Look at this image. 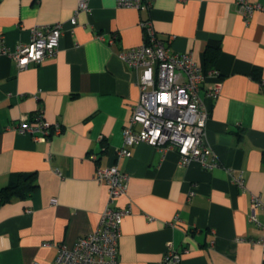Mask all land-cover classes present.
<instances>
[{"label": "crops", "instance_id": "0c3cea01", "mask_svg": "<svg viewBox=\"0 0 264 264\" xmlns=\"http://www.w3.org/2000/svg\"><path fill=\"white\" fill-rule=\"evenodd\" d=\"M76 7L77 0H0V48L27 42L36 25L60 21L63 29L55 55L41 63L19 69L0 52V187L12 172H35L38 182L29 197L0 204V264H50L59 245L96 228L108 188L94 174L112 164L128 175L113 203L129 210L118 264H158L169 246L182 252L179 264H264V229L248 220L251 194L264 201V10L245 21L235 0H153L148 10L88 0L72 24ZM141 18L169 51L216 70L200 89L211 168L146 142L115 156L140 95L138 74L120 53L141 43ZM211 42L220 45L214 62L205 57ZM216 79L212 100L205 90ZM39 115L61 132L40 141L15 130ZM240 171L245 190L232 179ZM256 216L264 221V208Z\"/></svg>", "mask_w": 264, "mask_h": 264}, {"label": "built area", "instance_id": "2783aa9c", "mask_svg": "<svg viewBox=\"0 0 264 264\" xmlns=\"http://www.w3.org/2000/svg\"><path fill=\"white\" fill-rule=\"evenodd\" d=\"M117 6L148 10L153 0H116ZM236 11L247 21L264 5L251 0H235ZM88 10V0H77V7L70 18L76 24L77 14ZM142 41L136 46L123 49L120 57L138 74L139 99L131 108L128 123L122 131L123 145L115 152L116 157L130 156L132 145L146 142L155 148H173L181 163L196 159L203 167L217 164L212 149L205 139L208 108L203 105L200 89L208 74L189 52H171L167 42L157 36L149 18H141ZM60 21L36 25L31 28L27 42H18L14 48L3 46L0 52L11 57L19 69L31 63L38 64L55 55L62 34ZM116 34L108 40L113 43ZM221 81L216 79L205 90V96L214 100L220 93ZM35 140L45 141L61 132L59 122H50L40 115L34 122L21 120L15 127ZM95 159V154L89 155ZM60 174L59 171H57ZM94 179L108 188V200L101 212L99 223L91 232L80 236L72 246L61 244L50 264H118L121 223L128 208L113 205L116 198L125 193L128 175L115 164L98 167ZM245 190L243 172L232 177ZM249 222L264 229V221L256 216V210L264 208V201L256 194L250 196ZM182 252L171 246L162 254L158 264H179ZM29 264H36L30 262Z\"/></svg>", "mask_w": 264, "mask_h": 264}, {"label": "trees", "instance_id": "16d2710c", "mask_svg": "<svg viewBox=\"0 0 264 264\" xmlns=\"http://www.w3.org/2000/svg\"><path fill=\"white\" fill-rule=\"evenodd\" d=\"M219 50V43H208L205 49L206 61L214 62ZM37 187L38 182L35 172H12L7 183L0 187V204L14 198L29 197Z\"/></svg>", "mask_w": 264, "mask_h": 264}]
</instances>
